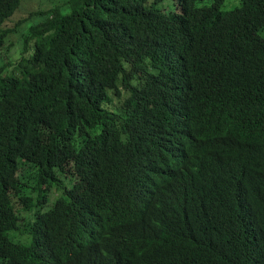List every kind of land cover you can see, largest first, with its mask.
Returning a JSON list of instances; mask_svg holds the SVG:
<instances>
[{"label":"trees","instance_id":"trees-1","mask_svg":"<svg viewBox=\"0 0 264 264\" xmlns=\"http://www.w3.org/2000/svg\"><path fill=\"white\" fill-rule=\"evenodd\" d=\"M29 1L0 0V264H264V0H63L12 59Z\"/></svg>","mask_w":264,"mask_h":264},{"label":"rangeland","instance_id":"rangeland-1","mask_svg":"<svg viewBox=\"0 0 264 264\" xmlns=\"http://www.w3.org/2000/svg\"><path fill=\"white\" fill-rule=\"evenodd\" d=\"M214 0H200L195 3L196 7H207L211 6ZM63 0H31L24 4L22 9L18 11L13 19L8 22V28H12L17 30L16 33L11 35V42L14 45L10 48V55L11 58H15L18 55V48L21 45V38L22 35L27 31L28 27L39 20L36 12L49 10L50 8L54 7L55 5H61ZM164 3V4H163ZM163 3L159 4V7L163 9V6H166L167 11L175 9L173 4V0H165ZM163 4V6H162ZM241 4L240 0H224L222 9L224 11L232 10L238 7ZM21 22V23H19ZM19 23V25H18ZM6 61H9V52L5 55ZM54 198V195H51Z\"/></svg>","mask_w":264,"mask_h":264}]
</instances>
